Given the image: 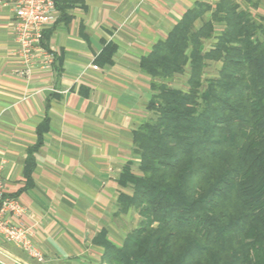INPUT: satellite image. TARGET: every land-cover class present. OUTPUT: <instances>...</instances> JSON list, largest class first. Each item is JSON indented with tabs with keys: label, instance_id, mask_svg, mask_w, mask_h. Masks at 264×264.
Listing matches in <instances>:
<instances>
[{
	"label": "crops",
	"instance_id": "obj_1",
	"mask_svg": "<svg viewBox=\"0 0 264 264\" xmlns=\"http://www.w3.org/2000/svg\"><path fill=\"white\" fill-rule=\"evenodd\" d=\"M218 1L83 0L54 26L53 69L30 77L14 13L0 8V174L27 209L40 264H101L105 241L123 244L120 178L138 173L134 133L153 115L141 62L188 10ZM25 256L0 240V264H36Z\"/></svg>",
	"mask_w": 264,
	"mask_h": 264
},
{
	"label": "trees",
	"instance_id": "obj_2",
	"mask_svg": "<svg viewBox=\"0 0 264 264\" xmlns=\"http://www.w3.org/2000/svg\"><path fill=\"white\" fill-rule=\"evenodd\" d=\"M82 2L55 0L57 23ZM208 62L221 63L217 77L205 78ZM141 69L153 115L134 133L138 173L121 175L130 192L117 216L142 221L121 246L103 243L101 264H264V17L237 0L201 2ZM185 75L184 89L171 84Z\"/></svg>",
	"mask_w": 264,
	"mask_h": 264
},
{
	"label": "built area",
	"instance_id": "obj_3",
	"mask_svg": "<svg viewBox=\"0 0 264 264\" xmlns=\"http://www.w3.org/2000/svg\"><path fill=\"white\" fill-rule=\"evenodd\" d=\"M0 8H10L14 13L16 51L22 64L20 75L30 77L36 69L52 70L56 53L43 45V36L58 21L55 0H0ZM26 211L18 197L7 194L0 174V240L43 263L45 255L34 242L33 230L22 221Z\"/></svg>",
	"mask_w": 264,
	"mask_h": 264
},
{
	"label": "rangeland",
	"instance_id": "obj_4",
	"mask_svg": "<svg viewBox=\"0 0 264 264\" xmlns=\"http://www.w3.org/2000/svg\"><path fill=\"white\" fill-rule=\"evenodd\" d=\"M258 0H237V2L241 5L242 9L249 10L257 19L262 16L264 17V0H261V5L259 8L253 7L251 2H257ZM222 24L221 23H215V37L219 33V31L222 30ZM215 42V38H213L210 41L205 42V48L206 50H209L213 43ZM221 68V63L216 62H208V66L206 68V74L205 78L210 79L218 76L219 70ZM187 81V75L185 76H178L176 77L171 84L180 89H184L186 86ZM123 216L118 222L119 229H120V235L121 239L124 241L126 236L131 233L133 230L139 227L140 222L142 221V218L137 212L130 211L128 214L119 215L118 217ZM25 260L34 263L32 259H30L28 256H25ZM36 262V261H35ZM35 264V263H34ZM36 264H40L36 262Z\"/></svg>",
	"mask_w": 264,
	"mask_h": 264
}]
</instances>
